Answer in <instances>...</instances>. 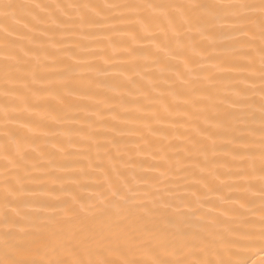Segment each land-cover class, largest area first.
Here are the masks:
<instances>
[{"label":"bare ground","instance_id":"obj_1","mask_svg":"<svg viewBox=\"0 0 264 264\" xmlns=\"http://www.w3.org/2000/svg\"><path fill=\"white\" fill-rule=\"evenodd\" d=\"M8 2L47 7L17 11L22 23L29 12L44 21L31 33L10 25L7 40L29 53L19 63L3 59L8 49L0 31V212L5 187H14L9 215L36 223L55 217L65 231L88 234L112 225L111 189L124 192L125 184L137 201L171 200V193L191 200L195 192L208 217L225 213L230 220L248 202L258 208L264 105L258 20L218 10L213 23L184 37L176 57L156 47L166 25L136 22L158 10L106 5L188 0ZM231 252L214 246L207 258L234 259Z\"/></svg>","mask_w":264,"mask_h":264},{"label":"snow or ice","instance_id":"obj_2","mask_svg":"<svg viewBox=\"0 0 264 264\" xmlns=\"http://www.w3.org/2000/svg\"><path fill=\"white\" fill-rule=\"evenodd\" d=\"M40 3L18 5L0 3V31L4 33L3 55L7 61L20 62L21 56H28V51H16V41H8L14 28L19 25L28 33L34 31L35 24L44 22L42 17L26 13L29 21L22 23L17 16L20 9H42ZM69 7H73L70 5ZM78 7L90 8L88 4ZM106 7H125L129 9L148 8L158 10V15L138 19L147 29L152 24L162 22L163 40L157 43L159 51L166 49L178 57L184 50V37L193 31H199L213 23V16L218 10L232 12L237 20H247L255 24L258 20L260 29V72L264 82V0L240 3H201L188 0L184 3L106 5ZM258 13V17L246 16L244 13ZM85 21V18H81ZM91 23V21H85ZM62 24L63 20L53 21ZM31 24V26H30ZM241 31H245L241 28ZM203 35V32H200ZM26 37H18L23 39ZM135 38V37H134ZM175 47H170L172 44ZM264 91V85H262ZM262 138L259 167L260 204L248 202L247 211L232 213L230 220L226 215L208 217L200 211L203 207L199 196L191 193L193 199L178 193H171V200L157 198L154 201H137L127 193L134 192L127 184L124 192L118 188L111 189L107 208L114 211L116 219L107 229L88 234L67 232L61 221L49 217L36 223L27 217L9 215L8 208L14 201V187H5L3 199L5 211L0 212V264H264V105L261 108ZM7 159V157H5ZM119 176L120 173L117 172ZM230 199V198H228ZM103 203V202H102ZM215 207V206H213ZM240 203L239 208L245 209ZM15 211V208L11 209ZM212 208L209 209V212ZM258 212V217L255 213ZM218 226H222L218 230ZM223 247L231 252L234 259H208L213 247ZM244 252L259 256V261L245 257Z\"/></svg>","mask_w":264,"mask_h":264}]
</instances>
